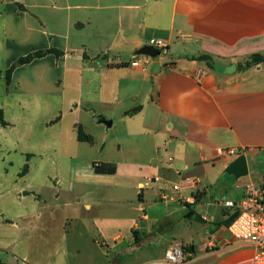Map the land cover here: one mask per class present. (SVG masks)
<instances>
[{
  "label": "crops",
  "instance_id": "crops-1",
  "mask_svg": "<svg viewBox=\"0 0 264 264\" xmlns=\"http://www.w3.org/2000/svg\"><path fill=\"white\" fill-rule=\"evenodd\" d=\"M156 40L167 61L157 48L154 58L137 54ZM35 52L45 54L18 64ZM258 53L264 0H0L5 147L26 176L52 159L78 164L57 182L62 205L43 204L31 184L20 201L1 196L3 262L136 264L144 254L147 264L180 242L187 264H255V248L229 233L235 211L224 203L256 186L264 157V64L237 69ZM204 55L213 61L193 59ZM41 120L46 138L32 141ZM239 156L249 173L235 182L226 170ZM100 164L115 173H96ZM185 178L198 182L181 192L189 204L173 190ZM117 207L126 212L115 216Z\"/></svg>",
  "mask_w": 264,
  "mask_h": 264
},
{
  "label": "rangeland",
  "instance_id": "rangeland-1",
  "mask_svg": "<svg viewBox=\"0 0 264 264\" xmlns=\"http://www.w3.org/2000/svg\"><path fill=\"white\" fill-rule=\"evenodd\" d=\"M170 54L166 55L162 53L157 59H161L163 61H167L170 59ZM3 101V99H0ZM9 111V110H7ZM9 113V112H8ZM12 115L7 114V117L10 118ZM31 116H29V121H32ZM42 120L40 123H36V137L32 139V141H38L41 137L46 138L47 133L44 132V125H41ZM7 136V142H10V140L14 139V136ZM6 139L2 138L0 136V200L1 196L5 195L10 199L11 201H16V197H19V201L24 198V193L28 191H31L32 193L36 190H32L29 187V185H33L32 187L34 189H41L42 194L44 197L42 198V202L47 203L48 205L55 206L56 200L54 199V193L59 188V184L57 182L61 181V179L64 176V171H68L69 173L73 171L75 174L76 169H78V164H67L62 163L60 160H50L49 163L43 164L44 166L42 168H38L35 171H33L29 176L23 175V170L25 166V162H23V158L19 154H16L13 150H9L5 147ZM255 166L256 170L258 172V175H255L254 181L256 183V186L260 185V176L261 173L264 172V157L263 155H260L259 157H256L255 160ZM6 170L8 172H6ZM67 172V173H68ZM73 174V175H74ZM30 189V190H28ZM122 191V190H121ZM117 191V192H121ZM127 193V191H124ZM171 194V192H168ZM12 195V196H11ZM131 197V195H128V198ZM171 197V195H170ZM136 199V198H132ZM138 200V198H137ZM4 202V201H3ZM25 204L28 205H34L37 204L33 197H29L25 199ZM60 205L63 204V201L60 200ZM118 209L114 211V215H123L126 211L124 209L117 207ZM165 212V210L163 211ZM140 258H135L134 263L138 264L142 262L145 259V255L142 254Z\"/></svg>",
  "mask_w": 264,
  "mask_h": 264
},
{
  "label": "built area",
  "instance_id": "built-area-1",
  "mask_svg": "<svg viewBox=\"0 0 264 264\" xmlns=\"http://www.w3.org/2000/svg\"><path fill=\"white\" fill-rule=\"evenodd\" d=\"M153 46L163 53L167 52V44L161 40L153 42ZM133 67H138L146 71L147 63L133 61ZM236 149L222 150V155H237ZM197 180L185 178L179 184L173 186V190L177 197L185 203H193V197L181 195L185 189H196ZM170 198L167 195L162 197L163 201H168ZM226 208L232 209L237 213L236 218L228 226L231 236L240 242L252 245L255 248V264H264V189L249 185L246 188L245 196L238 202L226 201ZM187 250L185 246L177 242L171 245L164 254L161 260L149 262L147 264H187Z\"/></svg>",
  "mask_w": 264,
  "mask_h": 264
},
{
  "label": "trees",
  "instance_id": "trees-1",
  "mask_svg": "<svg viewBox=\"0 0 264 264\" xmlns=\"http://www.w3.org/2000/svg\"><path fill=\"white\" fill-rule=\"evenodd\" d=\"M44 54H45V52H35V53L30 54L24 58H21L18 61V64L19 65L27 64L36 58L42 57ZM193 59H197L199 61H207L209 63L211 61H213L210 56H206V55L199 56L198 58H193ZM261 64H264V54H260V53L253 54L246 61L239 63L237 65V69H238V71H245L247 69H250L252 67H255V66L261 65ZM7 73L9 75L10 70ZM8 78H9V76H8ZM137 111H138V109H135L132 112H129L128 114L136 113ZM0 124L3 127L8 125V123L5 121V118H4V112L1 109H0ZM78 139L80 141H85V142H92L93 141V138L90 135L85 134L83 132V130L81 129V127L78 128ZM94 167H95V172L98 174H114L116 171L115 165L100 164V165H95ZM27 170H28V165H25L23 173H26ZM262 188L264 189V175H263ZM236 216H237V213H235L234 216L231 218L229 225L236 218ZM0 264H6L5 262H3L1 257H0Z\"/></svg>",
  "mask_w": 264,
  "mask_h": 264
},
{
  "label": "water",
  "instance_id": "water-1",
  "mask_svg": "<svg viewBox=\"0 0 264 264\" xmlns=\"http://www.w3.org/2000/svg\"><path fill=\"white\" fill-rule=\"evenodd\" d=\"M139 55H146L150 57H157L160 55V52L153 46H145L140 51ZM107 125H111V122H105ZM227 174L233 176L235 182L241 177L247 176L249 173L248 163L245 156L237 157L226 170Z\"/></svg>",
  "mask_w": 264,
  "mask_h": 264
}]
</instances>
